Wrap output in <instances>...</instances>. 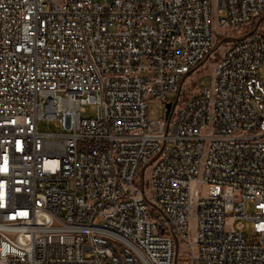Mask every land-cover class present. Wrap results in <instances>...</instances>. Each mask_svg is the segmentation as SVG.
Segmentation results:
<instances>
[{
    "label": "built area",
    "instance_id": "obj_1",
    "mask_svg": "<svg viewBox=\"0 0 264 264\" xmlns=\"http://www.w3.org/2000/svg\"><path fill=\"white\" fill-rule=\"evenodd\" d=\"M184 257L264 264V0H0V264Z\"/></svg>",
    "mask_w": 264,
    "mask_h": 264
},
{
    "label": "rangeland",
    "instance_id": "obj_2",
    "mask_svg": "<svg viewBox=\"0 0 264 264\" xmlns=\"http://www.w3.org/2000/svg\"><path fill=\"white\" fill-rule=\"evenodd\" d=\"M99 1H111V0H99ZM141 1V0H137ZM214 29L217 35H219L222 30L219 29L216 25V17H214ZM222 38L219 36L218 44ZM216 46V47H217ZM220 52L217 50L213 53L211 57L208 58L205 64H203L199 69H197L194 73H192L188 79L185 81L184 87H188L191 90L196 89H206L210 88L213 83V69L215 66V62L219 57ZM170 109V108H169ZM165 112V106L160 105L156 102H152L149 105V117L150 119H158L163 118ZM97 115V108L96 106H88L86 108V112L84 113V117L86 118H95ZM38 129L40 132L44 133H59L60 129L57 127L56 123L53 121L43 120L40 121L38 124ZM248 213H253V208L250 204L247 206ZM101 221H98L97 224H100ZM189 228H190V235L194 236L196 232V220L195 214H192V217L189 221ZM246 235H250L252 233V223L245 222V230ZM180 256L183 255L185 252V248L183 245H180ZM179 264H189L188 257H184L183 260Z\"/></svg>",
    "mask_w": 264,
    "mask_h": 264
},
{
    "label": "water",
    "instance_id": "obj_3",
    "mask_svg": "<svg viewBox=\"0 0 264 264\" xmlns=\"http://www.w3.org/2000/svg\"><path fill=\"white\" fill-rule=\"evenodd\" d=\"M171 107V104H167V108L169 109Z\"/></svg>",
    "mask_w": 264,
    "mask_h": 264
}]
</instances>
